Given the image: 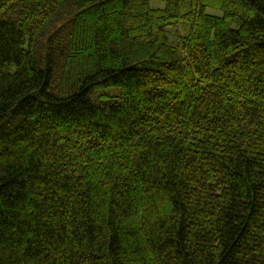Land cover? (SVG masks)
<instances>
[{
  "label": "trees",
  "instance_id": "obj_1",
  "mask_svg": "<svg viewBox=\"0 0 264 264\" xmlns=\"http://www.w3.org/2000/svg\"><path fill=\"white\" fill-rule=\"evenodd\" d=\"M158 1L0 0V264H264V0Z\"/></svg>",
  "mask_w": 264,
  "mask_h": 264
},
{
  "label": "rangeland",
  "instance_id": "obj_2",
  "mask_svg": "<svg viewBox=\"0 0 264 264\" xmlns=\"http://www.w3.org/2000/svg\"><path fill=\"white\" fill-rule=\"evenodd\" d=\"M152 4L156 6H163V2H159L158 0L157 1L152 0Z\"/></svg>",
  "mask_w": 264,
  "mask_h": 264
}]
</instances>
